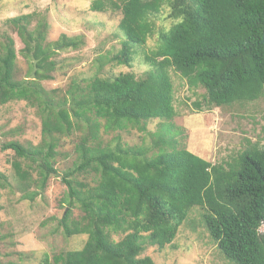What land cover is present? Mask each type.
<instances>
[{
  "label": "trees",
  "instance_id": "obj_1",
  "mask_svg": "<svg viewBox=\"0 0 264 264\" xmlns=\"http://www.w3.org/2000/svg\"><path fill=\"white\" fill-rule=\"evenodd\" d=\"M107 2L120 10V47L105 63L133 67L142 55L150 69L113 76L74 79L67 92L48 90L58 68L55 49L79 48L82 37L65 34L48 42L46 14L32 12L5 22L20 37L22 54L31 60L28 78L16 77L15 39L6 34L0 44V105L26 101L41 117L38 144L0 141V152L13 151L12 162L22 199L34 201L57 176L64 137L84 134L75 144L77 159L63 181L68 209L61 220L65 234L87 235L83 246L53 256V264H156L141 257L149 246L171 244L198 207L211 240L232 264H264V144L255 141L232 158L211 162L186 146V129L174 120L178 72L200 99L192 112L216 107L244 108L264 100V0H93V11ZM167 11L171 24L157 26ZM155 41L148 49L149 40ZM37 60L35 79H30ZM160 120L154 132L147 125ZM138 129L150 136L130 145L122 132ZM111 133L110 138L102 134ZM94 176V184L76 180ZM0 171V190L10 187ZM83 214L70 219L73 207ZM114 235L120 239L115 240ZM42 264H50L46 255ZM0 264H24L17 262Z\"/></svg>",
  "mask_w": 264,
  "mask_h": 264
},
{
  "label": "rangeland",
  "instance_id": "obj_2",
  "mask_svg": "<svg viewBox=\"0 0 264 264\" xmlns=\"http://www.w3.org/2000/svg\"><path fill=\"white\" fill-rule=\"evenodd\" d=\"M93 0H0V44L6 34L15 39L18 52L16 77L28 78L31 60L20 50L24 47L16 31L6 24L10 17L32 12L46 14L50 23L48 42L55 43L63 34L69 37H82L84 44L75 49H55L58 68L54 78L43 80L48 90L59 88L64 92L76 79L83 80L95 75L113 76L133 70L138 76L150 69L142 55H136L133 67L115 66L105 63L99 68L96 58L106 57L120 47L122 14L107 2L106 11H93ZM171 20L167 11L157 17V26L168 28ZM148 42V49L154 45ZM171 76L175 87V107L178 115L174 122L186 129L187 148L211 162H221L232 158L238 152L249 147L255 141L264 144V100L251 102L244 108L216 107L211 111L192 112L193 102L200 99L203 89L194 95L178 72L172 70ZM161 124L160 120L151 121L148 131L154 133ZM84 134L76 130L64 137L61 155L57 160L58 174L52 176L44 192L34 201L21 198L17 188L12 162L13 151L0 152V171L7 175L10 187L0 190V261L24 264H42L46 255L50 264L53 256L68 250L79 249L87 235L68 237L61 220L68 209L66 200L68 188L63 181L65 173L73 167L77 159L75 144ZM110 138L111 133H102ZM123 138L130 145L145 143L150 145V136L138 129L122 132ZM18 140L22 143L38 144L41 141V117L36 107L26 101H14L0 105V141ZM76 180L94 184V176L77 175ZM82 210L73 207L70 219H78ZM264 231V224L261 227ZM119 240V235L113 236ZM150 256L156 264H232L227 260L211 240L198 207L192 208L187 220L181 225L175 240L163 249L149 246L141 257Z\"/></svg>",
  "mask_w": 264,
  "mask_h": 264
},
{
  "label": "water",
  "instance_id": "obj_3",
  "mask_svg": "<svg viewBox=\"0 0 264 264\" xmlns=\"http://www.w3.org/2000/svg\"><path fill=\"white\" fill-rule=\"evenodd\" d=\"M263 41H264V38H263ZM37 69H38L37 68V60H34V68H33V72L31 74V78L30 79H35Z\"/></svg>",
  "mask_w": 264,
  "mask_h": 264
}]
</instances>
